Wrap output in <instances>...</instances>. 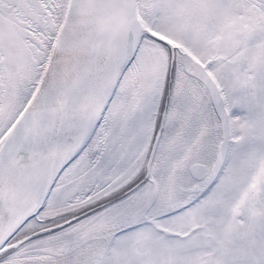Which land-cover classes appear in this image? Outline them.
<instances>
[{
	"label": "snow or ice",
	"instance_id": "snow-or-ice-1",
	"mask_svg": "<svg viewBox=\"0 0 264 264\" xmlns=\"http://www.w3.org/2000/svg\"><path fill=\"white\" fill-rule=\"evenodd\" d=\"M0 264H264V0H0Z\"/></svg>",
	"mask_w": 264,
	"mask_h": 264
}]
</instances>
